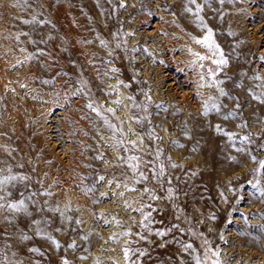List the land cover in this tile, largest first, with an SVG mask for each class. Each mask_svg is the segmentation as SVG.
I'll use <instances>...</instances> for the list:
<instances>
[{"label":"rangeland","instance_id":"374dc122","mask_svg":"<svg viewBox=\"0 0 264 264\" xmlns=\"http://www.w3.org/2000/svg\"><path fill=\"white\" fill-rule=\"evenodd\" d=\"M119 2L29 0L30 6L22 10L13 5H22L23 0H0V160L9 161L15 173L31 178L30 188L38 193L32 199L38 204L45 209L56 205L63 209L65 204H70L72 211L66 215L73 221H82L79 226L69 225L58 214L40 211L31 201H26L32 215L16 214L12 224L5 220L12 214L0 211V252L14 264H62V258L71 264H96L97 258L100 264H125L122 247L131 239L134 249L145 252L139 264H191L190 256L182 251L179 242L194 243L202 254L201 243L207 239L214 250H219L221 264H264V196L259 191L264 188V177L254 187L252 170L256 165L214 130L220 125L237 138L252 134L253 142L246 150L264 159L258 148L264 144V105L253 101L246 92L253 83L249 78L254 73L264 77V64L259 60L264 56V0H233L223 5L218 0H210V6L202 13L229 58L228 67L218 77L225 80L221 87L237 97L240 105L236 109L234 100L221 98L222 113L213 111L207 117L201 115V98L214 94V90L198 87V75L203 70L193 69L194 57L188 49L195 48V52L206 54L192 42V37L200 38L203 32L184 11L185 0H123L126 8H120ZM33 15L50 23L43 27L21 23ZM21 32H28L37 44H32L27 36H20L18 42L16 37ZM127 32L135 35L121 37L127 39V44L116 48L119 41L113 40L112 34ZM100 39L108 41V47H101ZM21 48L26 51L22 52ZM37 48L47 55H39ZM134 48L138 50L133 51ZM145 48L151 55L144 52ZM28 54L35 58L25 60ZM112 68L118 72L112 73ZM241 72L247 76L241 77ZM80 79L88 82L97 103L116 109L114 122L123 120L134 132L142 129L129 121L137 110L131 109L127 97H135L142 105L144 93L151 96L150 118L162 143L147 137L145 143L151 147L159 143L165 154L181 166L168 169L178 198L153 202L156 209L152 213L153 234L133 224L140 221L141 215L125 207V201L132 208H138L141 199L148 202L139 191L126 192L123 187L116 189L113 185L111 192L117 195L100 201L101 194L108 191L107 179L120 176L121 169L115 166L120 153L109 147L110 142L100 140V135L107 140L108 132L100 130L97 134V128L93 127L95 117L85 107L88 100L84 95L68 96L65 102L63 93L71 89L73 81ZM41 80L53 83L45 85ZM241 82L244 87L235 86ZM21 84L26 87L21 88ZM56 92L62 94L59 105L53 101ZM119 99L126 102L117 107L112 102ZM233 110L237 112L236 117L224 120L223 113ZM242 122L247 123V129L238 127ZM129 139L135 140L136 136ZM173 140L183 147L173 146L170 143ZM194 147L196 151H192ZM101 153L105 162L95 159ZM230 157H235L236 162ZM17 162L24 163L25 167H15ZM98 174L106 175L105 182L98 183L94 193L84 195L81 188L92 184V180L82 181L79 177ZM135 187L142 189L143 185ZM44 190L52 195H39ZM19 191H24L23 184L18 183L13 189V199L19 198ZM119 192L125 193L122 200L118 198ZM157 194L165 195L164 192ZM93 198L100 202L93 204ZM93 214L108 219L115 217L133 233H144L147 239L133 236L118 238L113 243L110 237L121 229L115 224H103ZM41 218L50 221L41 227L60 242L59 251L36 234L32 220ZM172 225H178L184 233L173 229L164 236L154 234ZM190 227L203 236L192 237L188 233ZM85 234L87 241L78 239ZM22 235L29 239H22ZM72 242L77 245L74 250L67 247ZM30 248H38L44 255H36Z\"/></svg>","mask_w":264,"mask_h":264},{"label":"snow or ice","instance_id":"6c2138e0","mask_svg":"<svg viewBox=\"0 0 264 264\" xmlns=\"http://www.w3.org/2000/svg\"><path fill=\"white\" fill-rule=\"evenodd\" d=\"M111 2V0H109ZM219 4L223 5L225 2L232 3L233 0H218ZM21 7L23 10L24 7L30 6L29 0H23L22 5H13V7ZM206 6H210V0H203L201 3L200 0H185L184 11L189 14L195 21L196 26L203 32V35L200 38L192 37L193 42L199 45L201 48L205 50L206 54H201L199 52H193L191 49H188L190 55L194 57L192 60L193 69L199 68L202 69L199 73V82L198 87L207 88L210 90H214V94H209L206 97L201 98V115L207 117L210 112L215 111L217 114L222 113V106L220 103L221 98L228 97L234 100L235 108L239 109V101L237 97H232L229 92L225 91L222 84L225 83V80L219 79L220 73L223 69L227 68L229 65V58L225 54L221 45L215 39L216 33L214 30L206 23L204 16L202 13ZM120 8H126V4L123 0L119 2ZM151 15V13H148ZM221 19L223 17L221 16ZM21 23L25 25H31L36 27H43L45 23H50L48 21H43L38 19L36 15H33L31 19H23ZM229 35H234V33L229 32ZM134 32L127 33H113L112 39L118 40L115 44L116 48H121L123 45L127 44V39H121V37L133 36ZM20 36H27L30 38V34L28 32H21L16 37V40L19 42ZM99 39V37H97ZM31 40V38H30ZM43 42V41H41ZM32 44H37V41L31 40ZM108 41L104 39H100L101 47H108ZM138 49L134 48L133 51H137ZM21 51H26L21 48ZM144 52L148 53V50L145 48ZM37 53L41 56L47 55L42 49L37 48ZM111 55V53H109ZM151 55V53H148ZM35 57L33 54H28L25 57V60L31 61ZM259 60L262 64H264V56H260ZM24 61H17V63H23ZM112 73H117L118 69L112 68L110 70ZM66 75V74H65ZM241 77L247 76L246 72H241L239 74ZM231 77H228L230 79ZM253 83L250 87L246 88V92L250 98L257 102L258 104L264 105V77L260 76L259 73H254L249 78ZM42 84L48 85L53 83L51 80H41ZM121 85H124L123 81L119 82ZM127 87V85H124ZM236 87H244L243 83H237ZM21 88H25L26 85L21 84ZM67 87V86H65ZM14 91V89L12 90ZM111 93H106V95H110ZM61 93L56 92L53 93V101L59 105L61 99ZM84 95L88 102L85 107L94 114L95 119L93 120V127L97 128V134L99 135L100 130H105L108 132L107 140L103 135H100L99 138L105 143H109V147L113 148L116 152L120 153L118 156V162L116 163V167L121 169V173L119 177L115 175L112 176L111 179H107L108 191L101 194L100 201L107 198L109 195H117V193H112V186L115 185L116 189H120L123 187L125 191H139L142 197H146L148 202L141 199L139 201L138 208H132L131 204L125 201V207L127 209H131L132 211L138 212L141 215L140 221L137 223L133 221V224H136L138 228L144 229L146 233L153 234V224L155 221L152 218V213L156 210L153 206V202L161 201L162 199H167L169 201H173L176 194L172 187V178L168 174V169H175L177 167H181L172 161L170 156H167L164 152V149L160 147V144L157 143L155 147H151L145 143V138L147 137L151 141H159L162 143L161 138L156 134L155 127L151 122V114L149 113L148 105L152 103L151 96L146 92L145 95V103L138 104L135 100V97L128 96L127 100L130 103L131 109L137 110L134 111L130 117V121L135 123L138 128L142 129L141 132H134L130 127H128L123 120H116L114 122V118L116 117V109L112 107H105L103 104H99L91 95V89L89 88L88 82L84 79H80L79 81H73L72 87L69 91L63 93L65 97V102H67L68 96H81ZM47 103V101H43ZM117 107L121 106V101L116 100L112 102ZM156 107H160L157 105ZM237 115L236 111H230L227 113H223V119L228 120L230 118L234 119ZM86 118V117H85ZM241 130H245L248 128L246 122H242L238 125ZM161 130H163L161 128ZM215 132L218 135H221L230 142V145L234 148V150L238 153H245L249 161L256 165V167L252 170L253 177L255 178L254 187L260 184V177H264V159H259L257 155H254L251 150H246V147L253 142L252 134L246 133L243 136L237 138L236 134L233 132H229L220 125L215 126ZM136 136L135 140H130V136ZM173 146L183 147L182 144H179L178 141L170 142ZM240 145V146H237ZM261 154H264V144L258 145ZM6 152H9L8 149H5ZM14 151V149L12 150ZM192 151H196L194 147ZM11 155V152H9ZM96 160L101 162H105L104 155L98 154L95 157ZM233 162H236L235 157H230ZM13 165L7 160H0V211H7L11 213V216H6L5 220L8 224L14 223V216L16 214H23L25 216H31L32 213L29 211L26 201H31L34 207H37L40 211H49L55 214H58L63 221L67 222L69 225L75 223L79 226L82 221L80 219L72 220L71 216L66 215L68 212L72 211L70 204H65L64 208H60L59 205L48 207L45 209L42 205L38 204L37 201L32 198L38 195L37 192L32 191L29 185L30 177L27 175H21L19 173H15L13 171ZM15 167L23 169L25 167L24 163L17 162ZM85 167H91L90 165H85ZM35 171V169H32ZM195 175V173H193ZM82 181L92 180V184H85L81 191L84 195H89L94 193L96 189V185L103 184L106 180V175L98 174L95 177H79ZM119 180V182H117ZM23 184L24 191H19V198L13 199V189L17 188V184ZM37 183H40L37 181ZM252 183V181H249ZM135 185H143L142 189H138ZM167 185V187H165ZM260 194L264 196V188L259 189ZM25 192H28L29 195H25ZM158 192H164L165 195H158ZM39 195L51 196L52 193L44 190L39 193ZM125 193L119 192L118 198L123 199ZM96 199H92V203L100 202ZM78 210V209H77ZM179 212L182 213L183 210L178 209ZM96 216L103 224L112 225L115 224L117 227L121 229L120 232L114 233L110 239L113 243L118 242V238H129V237H138L139 240H146L147 237L142 232L133 233V231L122 224L121 221L117 220L115 217L108 219L101 214H93ZM180 217L177 216V219ZM214 218V217H212ZM186 220L188 218H185ZM50 221L46 218L41 219H33L32 224L36 227V234L41 236L50 242V244L57 250L62 247L60 242L56 240L52 235L48 234L41 225H48ZM162 223V222H161ZM173 229H178L182 234L184 233V229H180L178 225H172L170 228L165 231H156L154 234L157 236H164L167 232L172 231ZM56 231H61V229H56ZM75 231V229H73ZM188 233L192 237H202V233H197L193 228L188 229ZM22 239L28 240L29 237L22 235ZM78 239L87 241L88 235H80ZM223 239V236H221ZM133 240L128 239L125 245L122 247L123 259L125 264H139L140 258L145 255V252L140 249H134L131 245L133 244ZM107 243V241H106ZM179 246L182 251L190 256L191 264H221L219 260L220 252L219 250H214L210 242L207 239H203L201 243V247L203 248V253L201 254L197 247L194 246L192 242H179ZM8 247V246H6ZM68 248L75 249L77 245L75 242L69 243L67 245ZM30 252L43 256L44 253L40 251L38 248H30ZM15 255V253H13ZM81 259H85L86 257L81 256ZM0 264H14L8 256L2 252H0ZM62 264H71L66 258H62ZM96 264H100L99 258L96 260ZM183 264V262H182Z\"/></svg>","mask_w":264,"mask_h":264},{"label":"bare ground","instance_id":"6f19581e","mask_svg":"<svg viewBox=\"0 0 264 264\" xmlns=\"http://www.w3.org/2000/svg\"><path fill=\"white\" fill-rule=\"evenodd\" d=\"M154 24H155V23H154ZM156 24H157V21H156ZM158 25H159V24H158ZM158 28H159V27H158ZM157 30H158V29H157ZM167 38H168V37H167ZM168 40H169V39H168ZM171 40H176V39H171ZM192 42H193V41H192ZM167 43H168V42H167ZM179 43H180V42H179ZM169 44H172V45H173L174 43H169ZM180 44H181V43H180ZM180 44H179V45H180ZM182 44H183V43H182ZM182 44H181V45H182ZM185 44H186V42H185ZM187 44H188V43H187ZM187 44H186V46H187ZM174 45H175V44H174ZM188 45H189V44H188ZM195 45H197V44H195ZM167 46H168V45H167ZM175 46H176V45H175ZM186 46H185V47H186ZM171 47H172V46H171ZM171 47H170V48H171ZM173 47H174V46H173ZM176 47H179V46H176ZM176 47H174V48H176ZM192 47H194V46H192ZM189 48H191V47H189ZM172 49H173V48H172ZM183 49H184V48H183ZM191 49H192V48H191ZM194 49H195V48H194ZM194 49H193V51L195 52ZM196 49H197V47H196ZM175 50H177V49H175ZM179 50H180V49H178V51H179ZM197 50H198V49H197ZM201 50H202V49H201ZM169 51H170V50H169ZM180 51H181V50H180ZM172 52H173V51H172ZM200 52H201V51H200ZM182 53H183V52H182ZM186 54H187V53H186ZM169 55H170V54H169ZM182 55H183V54H181V56H182ZM170 56H172V55H170ZM186 56H187V55H186ZM188 56H189V55H188ZM177 57H178V56H177ZM179 58H180V57H179ZM179 58H177V60H178ZM188 58H189V57H188ZM171 59H172V58H171ZM191 59H192V57H191ZM173 61H174V60H173ZM182 61H183V60H182ZM176 62H177V61H176ZM172 63H173V62H172ZM177 63H178V62H177ZM187 63H189V62H187ZM174 64H175V63H174ZM181 64H182V63H181ZM189 64H190V63H189ZM189 64H188V65H189ZM173 66H174V65H173ZM175 66H176V64H175ZM178 66H179V65H178ZM184 66H185V65H184ZM184 66H183V67H184ZM183 67H182V68H183ZM174 69H175V67H174ZM191 69H192V68H191ZM183 70H184V69H183ZM194 70H195V69H194ZM164 71H165V70H164ZM187 71H188V70H187ZM166 72H167V71H166ZM168 72H169V70H168ZM188 72H189V71H188ZM170 74H171V73H170ZM173 74H174V73H173ZM176 74H177V73H176ZM173 76H174V75H173ZM173 76H172V77H173ZM177 76H178V75H177ZM183 76H184V74H183ZM186 76H187V75H186ZM198 76H199V75H198ZM165 77H166V76H165ZM176 78H177V77H176ZM195 78H197V77H195ZM186 80H188V79H186ZM117 81H118V80H117ZM181 81H182V80H181ZM175 83H176V82H175ZM177 83H178V82H177ZM187 84H188V83H187ZM185 85H186V84H185ZM164 86H165V85H164ZM177 86H178V85H177ZM186 87H188V86H186ZM174 89H175V88H174ZM179 89H180V88H179ZM206 89H207V88H206ZM116 90H117V89H116ZM208 90H209V89H208ZM117 91H118V90H117ZM169 91H170V90H169ZM171 91H172V90H171ZM188 91H189V90H188ZM188 91H187V92H188ZM158 92H159V91H158ZM116 93H117V92H116ZM159 93H160V92H159ZM181 93H182V92H181ZM195 94H196V93H195ZM158 95H159V94H158ZM207 95H208V94H207ZM170 96H171V95H170ZM176 96H177V95H176ZM176 96H175V97H176ZM183 97H184V96H183ZM203 97H204V96H203ZM177 98H178V97H177ZM184 98H185V97H184ZM198 98H200V97H198ZM121 99H122V98H121ZM121 99H119V100H121ZM190 99H191V97H190ZM181 100H182V99H181ZM193 100H194V99H193ZM195 100H196V99H195ZM198 100H199V99H198ZM198 100H197V101H198ZM184 101H185V100H184ZM184 101H183V102H184ZM124 102H126V101H124ZM124 102H121V103H124ZM181 102H182V101H181ZM185 102H186V101H185ZM187 103H188V102H187ZM198 103H199V102H198ZM183 104H184V103H183ZM183 104H182V105H183ZM194 104H195V103H194ZM196 104H197V103H196ZM122 106H123V105H122ZM127 106H128V104H127ZM183 106H184V105H183ZM198 106H199V105H198ZM128 107H129V106H128ZM192 107H193V106H192ZM127 109H128V108H127ZM129 121H130V120H129ZM134 226H135V225H134ZM134 228H135V227H134ZM118 241H119V240H118ZM121 241H122V240H121ZM120 245H121V244H119V246H120ZM112 249H113V247H112ZM116 249H117V248H116ZM118 252H119V251H118ZM106 254H107V253H106ZM112 254H113V253H112ZM114 255H115V254H114ZM112 256H113V255H112ZM113 264H114V263H113ZM120 264H121V263H120Z\"/></svg>","mask_w":264,"mask_h":264}]
</instances>
